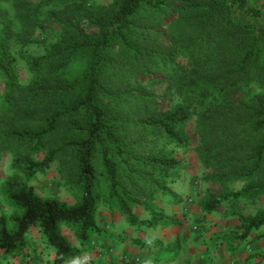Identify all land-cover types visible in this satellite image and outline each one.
<instances>
[{"label":"trees","instance_id":"1","mask_svg":"<svg viewBox=\"0 0 264 264\" xmlns=\"http://www.w3.org/2000/svg\"><path fill=\"white\" fill-rule=\"evenodd\" d=\"M262 17L249 0H0V157L14 158L2 191L16 208L0 215V250L27 255L28 230L38 226L55 249L54 264L79 256L61 227L83 244L102 231V177L108 201L131 225H180L151 199L169 192L181 167L171 152L158 150L160 141L188 147L192 120L200 160L223 187L203 199V211L239 198L264 203ZM46 23L61 32L43 53L19 57L13 41L29 44ZM21 58L32 71L27 83L17 72ZM250 88L256 91L246 99ZM64 155L81 191L73 204L42 196L31 184ZM236 182L244 185L231 190ZM139 205L148 219L136 213ZM239 220L240 243L263 227L264 206Z\"/></svg>","mask_w":264,"mask_h":264},{"label":"rangeland","instance_id":"2","mask_svg":"<svg viewBox=\"0 0 264 264\" xmlns=\"http://www.w3.org/2000/svg\"><path fill=\"white\" fill-rule=\"evenodd\" d=\"M96 1L106 4L112 0ZM249 1L264 12V0ZM261 19L264 20V17ZM60 32V26L46 23L34 32L29 44L13 41L12 47L19 57L23 54H41L44 44H48L53 40L52 36ZM17 72L22 83L31 79L32 71L23 58L18 61ZM141 82L158 93L163 91V87L153 85L148 80ZM2 83L3 79L0 85ZM255 91V88H250L242 96L247 99ZM186 133L192 140L186 148L173 144L163 146L160 141L158 150L162 147L171 152L181 161V167L175 170L167 183L169 192L165 196L154 195L151 199V206L175 216L181 221L180 225L153 228L131 225L120 207L108 201V186L105 177H102L97 210V221L102 231L93 232L89 243L83 244L76 233L62 226V233L80 249L79 256L63 264H264V225L240 243L235 238V233L240 231L236 230L240 223L239 216L256 213L264 203L261 199L251 202L247 198H239L223 202L214 212L203 211V199L210 192L222 193L223 187L210 180L196 151L194 120L187 125ZM44 155L40 153L37 158ZM13 159L11 152H3L0 157V215L9 216L16 210L2 191L4 182L12 173ZM69 160V157L62 156L31 182L40 195H55L70 204L81 197V191L73 183ZM243 185V182L232 183L230 189L237 190ZM135 211L142 219L150 217V212L143 205L135 206ZM39 230L38 226L28 230L30 247L27 248V255L0 250V264H22L23 258L25 264H54L55 249L47 244ZM160 252L165 255L157 260Z\"/></svg>","mask_w":264,"mask_h":264},{"label":"crops","instance_id":"3","mask_svg":"<svg viewBox=\"0 0 264 264\" xmlns=\"http://www.w3.org/2000/svg\"><path fill=\"white\" fill-rule=\"evenodd\" d=\"M55 251V250H54ZM55 259V258H54Z\"/></svg>","mask_w":264,"mask_h":264}]
</instances>
